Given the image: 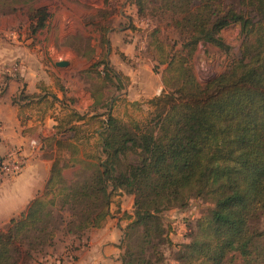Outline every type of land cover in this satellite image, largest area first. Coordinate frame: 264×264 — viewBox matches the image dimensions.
Wrapping results in <instances>:
<instances>
[{
	"label": "trees",
	"instance_id": "obj_1",
	"mask_svg": "<svg viewBox=\"0 0 264 264\" xmlns=\"http://www.w3.org/2000/svg\"><path fill=\"white\" fill-rule=\"evenodd\" d=\"M129 2L139 17L163 20L165 30L152 29L150 46L159 55L158 68L165 66L164 94L149 102L154 111L146 123H126L101 104L103 91L124 76L107 60L92 64L90 72L104 75L91 117L99 126L92 134L71 128L74 137L57 142L71 158L55 159L45 189L0 232V264L46 255L59 232L82 239L102 228L118 192L134 197L121 264H165V250L173 247L179 264H264V230L253 225L264 218V0ZM48 17L45 7L31 10L32 34L46 27ZM232 25L241 28L240 56L202 86L193 71L195 53L205 43L230 55L221 32ZM76 166L67 181L64 170ZM198 199L209 204L208 213L189 243L175 245L162 215Z\"/></svg>",
	"mask_w": 264,
	"mask_h": 264
},
{
	"label": "rangeland",
	"instance_id": "obj_2",
	"mask_svg": "<svg viewBox=\"0 0 264 264\" xmlns=\"http://www.w3.org/2000/svg\"><path fill=\"white\" fill-rule=\"evenodd\" d=\"M14 1H8L5 5L0 3V13L16 9V12L6 15L11 16L6 20L2 19L6 16L0 15V25L4 24L11 31H17L20 37L34 35L38 39H44L41 41L46 46L41 45L40 52L46 53L50 48L55 59L68 57V50L74 51L80 59H69L70 67L76 70L72 71L70 68L69 72H65L66 78L73 76L82 87L92 88L96 93L99 92L104 75H95L90 72V67L93 63L109 59L114 72L122 74L124 78L121 81L114 80V86L110 85L103 91L108 96L101 102L102 107L105 109L112 106L114 115L126 123H146L152 117L154 110L149 102L164 94L161 73L165 66H157L159 55L150 46L153 42L150 34L153 28L161 27L162 31L165 30L163 20L139 17L130 0H34L27 4ZM44 7L49 13L46 27L32 34L31 26L35 22L30 18L31 10ZM221 37L230 46V55L205 43H201L195 53L193 71L202 86L226 72L231 59L240 56L243 41L240 26L232 25L224 29ZM104 39L108 44H103ZM120 46L130 49L129 54L122 52ZM45 59L51 71V58ZM79 63L87 67V70L78 74L76 71L81 70ZM102 66L100 69L104 72V65ZM126 73H129V78L125 76ZM118 82L125 85L123 89L117 87ZM128 160L134 163L137 159L130 155ZM113 207L111 216L119 218L124 237V231L131 222L129 218L134 212V197L118 192L113 198ZM209 207L203 200H191L186 209H171L162 215L164 224L170 228V238L175 245L190 242L197 221L208 213ZM253 225L264 230V218ZM59 228L61 230V226ZM58 235L55 247L49 249L46 255L31 259L32 261L22 259V256L20 264H36L35 261H39L38 264H65L67 259L75 257L80 248L88 246L85 237L68 238L62 232ZM177 252V247L166 249L165 264H179L175 261Z\"/></svg>",
	"mask_w": 264,
	"mask_h": 264
},
{
	"label": "crops",
	"instance_id": "obj_3",
	"mask_svg": "<svg viewBox=\"0 0 264 264\" xmlns=\"http://www.w3.org/2000/svg\"><path fill=\"white\" fill-rule=\"evenodd\" d=\"M36 38L34 35L20 37L17 31L0 25V68L9 69L5 71L0 86V158L18 154L27 159L19 175L1 178L0 232L5 231L13 219L21 216L38 193L45 189L55 159L58 156L71 158V152L58 148L57 142H69L75 135L71 128L89 130L92 134L99 126V120L91 118L95 109L94 94L98 93L92 88L82 87L73 76L66 78L65 72H69L70 68L76 70L70 67L69 59L80 58L74 51L68 50V57L55 59L50 48L46 53L40 52V46L46 44L41 41L44 39ZM120 47L122 52L129 54L130 49ZM46 57L51 58V71L45 62ZM107 61L110 63L109 59ZM60 62L66 65L57 66ZM79 65L81 70L76 71L78 74L87 70L82 63ZM125 76L130 77L129 73ZM107 96L104 92L102 101ZM102 111L100 108L99 112ZM111 111L114 115L112 106ZM73 112L85 118L73 119ZM94 137L96 139L97 135ZM33 140L42 142L40 150L32 149ZM83 155L81 149L76 157L82 158ZM78 169L79 166L65 169L64 178L71 181ZM113 208L112 204L111 212ZM112 217L108 218L103 228L87 233L85 240L88 246L80 248L75 257L67 259L65 264H121V222L119 218Z\"/></svg>",
	"mask_w": 264,
	"mask_h": 264
},
{
	"label": "built area",
	"instance_id": "obj_4",
	"mask_svg": "<svg viewBox=\"0 0 264 264\" xmlns=\"http://www.w3.org/2000/svg\"><path fill=\"white\" fill-rule=\"evenodd\" d=\"M5 71L8 72L9 69L0 68V86L1 83L3 82ZM31 147L34 151H38L42 147V142L38 140H33L31 142ZM26 162H27L26 157L20 156L18 154L15 155L14 157L3 159L0 166V178L11 175H19L23 171Z\"/></svg>",
	"mask_w": 264,
	"mask_h": 264
},
{
	"label": "water",
	"instance_id": "obj_5",
	"mask_svg": "<svg viewBox=\"0 0 264 264\" xmlns=\"http://www.w3.org/2000/svg\"><path fill=\"white\" fill-rule=\"evenodd\" d=\"M66 63L65 62H60V63H57V66H65Z\"/></svg>",
	"mask_w": 264,
	"mask_h": 264
}]
</instances>
